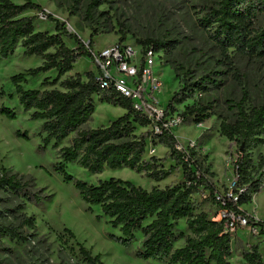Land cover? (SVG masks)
I'll return each instance as SVG.
<instances>
[{"label":"trees","instance_id":"16d2710c","mask_svg":"<svg viewBox=\"0 0 264 264\" xmlns=\"http://www.w3.org/2000/svg\"><path fill=\"white\" fill-rule=\"evenodd\" d=\"M15 4L11 0H0V58L9 59L21 46L26 57H38L42 65L29 69L11 78L23 110L31 113L32 121L42 122V143L44 148L52 146L59 149L60 160L53 171L63 176L64 182L74 184L82 200L89 206L99 207L110 226L121 236L114 240L126 249L133 248L142 236V247L135 251L136 258L160 264H232V236L226 232V221H217L205 212H199L194 196L204 192L211 194V201L218 212L242 214L259 235L264 236V222L256 221L241 208L253 202L254 196L264 191V154L257 159L254 152L264 146V105L251 106L250 94L243 88V76L237 67L233 53L249 60H264V27L257 23L264 17V0H215V5L204 7L200 27L216 45L221 60L218 66L224 73H215L202 81L180 83L167 110L184 119L185 124L202 125L218 116L213 105L201 98L203 93L211 94L221 90L224 80L231 77L241 88L238 101L227 102L229 116L221 117L220 137L237 144L239 157L232 164L237 183L233 192L238 201L228 194L218 201L219 194L209 177L213 173L197 158L193 149L181 152L177 149L178 139L169 131L162 136H153L149 131L137 135L138 128H148L150 121L136 112L130 100L120 97L113 89H102L96 75L88 72L63 80L74 71L76 64L83 58L93 61L92 53L77 35L71 34L53 15L32 0H21ZM88 17L98 10L107 0H89ZM194 2L195 0H189ZM35 11L55 27L54 33L39 31L37 16H27ZM114 32L110 28L103 34ZM98 35V32L95 33ZM119 42L126 41V34L120 29ZM66 40L76 44L75 49L68 47ZM144 48L153 46L156 51L168 55L175 49L164 40L135 41ZM90 40V49H94ZM57 72L54 79L47 77L40 89H26L29 78H37L50 72ZM86 77L87 80L84 79ZM209 84V85H208ZM60 88H56V86ZM3 94V93H0ZM200 94L202 96H200ZM101 104L122 108L126 113L109 126L98 129H84L96 111L94 97ZM14 98V96H11ZM190 100L193 105L184 106ZM0 114L7 119L16 120L17 114L2 108ZM74 134L71 144L61 147L64 141ZM18 136H22L18 134ZM148 140L155 146L168 150L165 159L152 157L146 160ZM172 160L175 166L165 169L161 164ZM71 164H78L92 175H101L105 170L129 169L144 174L149 180L160 183L167 180L177 170H182V183L165 189L153 188L148 191L132 182L110 179L99 185H90L76 179L67 170ZM37 190L31 177L2 168L0 175V195H12L20 200L15 208L22 211L27 203L42 206L50 197ZM4 203L0 196V206ZM12 217L18 225L9 222ZM185 221L190 234L177 233V225ZM0 238H9L18 243L27 242L34 235L28 230H36L33 218L21 213L14 215L10 210L0 207ZM75 239L70 230L64 231ZM184 239L185 245L175 248L178 240ZM79 255L84 264H103L101 255L94 256L91 250L78 243ZM245 264H264L261 243L251 246L242 255ZM0 264L1 261H0Z\"/></svg>","mask_w":264,"mask_h":264},{"label":"rangeland","instance_id":"374dc122","mask_svg":"<svg viewBox=\"0 0 264 264\" xmlns=\"http://www.w3.org/2000/svg\"><path fill=\"white\" fill-rule=\"evenodd\" d=\"M22 4L21 0H11ZM44 11L65 24L69 33L77 35L83 42L93 40L94 51L110 47L121 38L120 29L126 34V41L164 40L175 49L171 54L164 52V64L161 69L163 92L160 99L167 105L177 92L180 83L202 81L215 73H224L218 66L221 60L216 45L207 33L200 27L199 21L204 15L203 8L215 5V0H107L98 10L88 17L89 0H32ZM27 16H37L36 26L39 31L54 33L55 27L48 23L39 13L32 11ZM257 28L264 27V17L257 23ZM110 28L114 32L103 34ZM98 32V35L95 33ZM68 47H77L72 41L66 40ZM237 67L243 76V88L250 94V105H264V60L249 61L235 53L232 54ZM42 65L38 57H26L24 49L19 46L9 59L0 58V110L8 108L17 114L16 120H10L0 114V175L2 168L18 173L23 177H31L36 182L37 190H42L43 196L50 197L42 206L27 203L22 211L15 208L20 200L12 195L1 194L4 203L1 210H10L14 215L21 213L35 220L37 229L32 231L25 228L28 235H34L27 242L18 243L9 238H0V261L2 264H84L77 244L84 245L94 256L101 255L103 264H160L153 261H143L135 256V251L142 247V236L133 248L126 249L114 240L121 236L113 229L108 219L103 216L99 207L89 209L82 200L74 184L64 182L63 176L53 171V166L60 160L59 149L52 146L44 148L41 121H32L31 113L23 110L16 94L11 78ZM92 72L99 74L97 66L89 59H81L75 66L74 73L85 75ZM156 72H160L157 67ZM70 73L63 80L75 76ZM57 72L43 74L37 78H29L24 85L26 89H40L41 83L47 77L54 79ZM85 80L86 77H84ZM221 90H213L211 94L203 93L202 100L213 105L218 116L202 125L184 124L174 130L180 146L184 150L194 147L197 158L213 173L209 180L223 196L235 190L237 177L233 167L239 157L237 144L220 137L221 117L229 116L227 102L238 101L242 88L231 78L224 80ZM209 85V84H208ZM60 88V86H56ZM14 96V98H11ZM96 111L92 120L84 129H98L109 126L122 117L126 111L110 104H101L94 97ZM190 100L186 106L193 105ZM149 128H138L137 135L149 132ZM21 134L22 136H18ZM74 134L63 142L60 148L69 146ZM264 154V146L254 152L257 159ZM168 150L155 146L148 140L146 160L157 157L163 160ZM165 169L175 166L170 159L161 164ZM125 171V172H124ZM67 172L78 180L90 185H99L110 179H120L132 182L145 190L153 188L165 189L183 182L182 170L174 172L167 180L156 183L129 169L105 170L101 175H92L78 164L68 166ZM133 172V173H132ZM199 212H205L213 220L218 221V210L211 199L204 200L194 196ZM257 221L264 222V191L254 196L253 202L242 207ZM9 222L18 225L12 217ZM1 223V222H0ZM70 230L75 239L70 238L64 231ZM177 233L190 234L186 222L181 221L176 228ZM261 243V253L264 261V236L250 233L248 229L241 230L232 237V264H245L243 253L251 246ZM185 245L180 239L175 248Z\"/></svg>","mask_w":264,"mask_h":264},{"label":"built area","instance_id":"2783aa9c","mask_svg":"<svg viewBox=\"0 0 264 264\" xmlns=\"http://www.w3.org/2000/svg\"><path fill=\"white\" fill-rule=\"evenodd\" d=\"M84 43L93 55L92 62L99 69L96 79L102 89H113L120 97L130 100L134 110L150 121L148 128L153 136H162L165 131L174 135V130L185 124L184 119L169 112L167 105H163L159 98L164 87L161 76L164 64L162 53L156 51L152 45L144 48L133 42L117 41L100 51L90 49V40ZM157 67H160L159 73L156 72ZM177 149L187 152L180 143ZM199 195L204 200L211 199L209 192L202 191ZM224 196L217 194L216 198L222 201ZM228 197L238 201V196L233 193L228 194ZM223 220L226 221V232L232 237L245 229L259 235L258 229L250 226L247 217L242 214L220 211L218 221Z\"/></svg>","mask_w":264,"mask_h":264},{"label":"crops","instance_id":"0c3cea01","mask_svg":"<svg viewBox=\"0 0 264 264\" xmlns=\"http://www.w3.org/2000/svg\"><path fill=\"white\" fill-rule=\"evenodd\" d=\"M76 47H71V49H75ZM71 73H74V71H72ZM70 74V73H69ZM74 74H77V73H74ZM79 74H82V73H79ZM70 77H73L72 75H70ZM69 77V78H70ZM245 207V206H244ZM243 209V208H242ZM243 210H245V209H243Z\"/></svg>","mask_w":264,"mask_h":264},{"label":"bare ground","instance_id":"6f19581e","mask_svg":"<svg viewBox=\"0 0 264 264\" xmlns=\"http://www.w3.org/2000/svg\"><path fill=\"white\" fill-rule=\"evenodd\" d=\"M125 172V171H124ZM133 173V172H132Z\"/></svg>","mask_w":264,"mask_h":264}]
</instances>
